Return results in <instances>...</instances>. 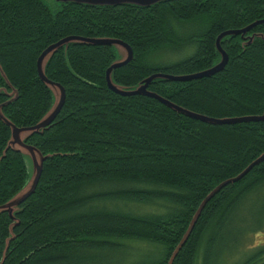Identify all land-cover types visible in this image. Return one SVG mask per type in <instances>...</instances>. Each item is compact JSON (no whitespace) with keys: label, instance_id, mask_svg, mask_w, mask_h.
<instances>
[{"label":"trees","instance_id":"16d2710c","mask_svg":"<svg viewBox=\"0 0 264 264\" xmlns=\"http://www.w3.org/2000/svg\"><path fill=\"white\" fill-rule=\"evenodd\" d=\"M263 19L264 0H0V206L27 179L22 154L8 146L10 125H36L52 103L37 71L50 45L71 36L126 43L132 58L111 71V81L130 91L154 74L212 68L222 59L218 35ZM219 45L227 55L221 70L185 81L153 78L146 92L156 97L107 86L112 46L57 47L44 75L64 89V102L24 140L41 153V172L13 217L0 212V264H215L259 231L264 157L233 179L264 155V120L214 124L167 104L210 119L264 115V23ZM189 49L169 63L147 59ZM252 208L257 226L235 228V216ZM132 245L150 251L131 259ZM248 252L235 264H264V245Z\"/></svg>","mask_w":264,"mask_h":264},{"label":"water","instance_id":"95a60500","mask_svg":"<svg viewBox=\"0 0 264 264\" xmlns=\"http://www.w3.org/2000/svg\"><path fill=\"white\" fill-rule=\"evenodd\" d=\"M56 1H58V2L84 3V4H89V5H117V4L128 3V4H136V5H139V6H149L151 4L157 3V2L162 1V0H56ZM260 23H264V19L256 21V22H254V23H252V24H250V25H248L245 28H242L240 30H236V31H232V32L231 31H227V32H224V33H221L220 35H218V37L216 38V47H217L218 51L221 53L222 59L217 65L213 66L212 68H209L207 70H204L202 72H198V73H195V74L183 75V76H166V75H162V74H154V75H151L150 77L146 78L144 80V84H142L140 86H137L136 88H134L133 90H130V91H122V90H120V88L118 86H115L112 83V81H111V71L113 69L117 68V67H120V66L126 64L132 58V50L126 43H124V42H122L120 40H116V39H106V38L89 39V38L71 36V37H66V38L62 39V40H60L59 42H57V43H55L53 45H50L38 57V59H37V71H38V74H39L40 78L43 80V82L47 85V87L49 89H50L49 84H54V85H56V86H58L60 88V101L57 103L56 107L51 112H49L50 109L46 112V113H49V116L47 117L45 122H41L40 123V120H41L40 119L36 125H34L32 127H27V128H16V127L10 125L9 122H7V124H9L10 128H11V135H10L11 139H12V135H14L15 132L18 131V130L27 129L29 131V133L26 134L24 139H23V144L26 145L29 150L38 152L39 155H40V160H39V162H36L35 178L33 179L31 187L25 193H23L21 196H19L17 199H14L15 195L19 193V192H17L9 201H7L4 205L0 206V212L1 211H6V212L9 213V215L11 217H13L14 213L18 209V205L23 200H25L34 191V188H35V186H36V184L38 182V178H39L40 172H41V166H42L43 157H42L41 153L36 148H34L33 146L25 144L24 140L31 133L37 132L39 129L44 128L46 125H48L55 118V116L59 112V110H60V108H61V106H62V104L64 102V96H65L64 89L59 84L48 81L46 79L45 75L43 76L41 71H40L41 60L44 57L47 58L45 63H44V67H45L46 62L48 61V59L50 58L51 54L53 53V51L56 50L57 47H59L62 44L76 43V42H78V43L79 42L80 43L83 42V43H94V44H106V45H110L112 47H113V44L120 43V44L126 46L128 48V50H129L128 58L125 61H122V62L114 61L110 65V67L106 70L105 79H106V82H107V86L110 89H112L113 91H115V92H117V93H119L121 95L147 94L149 96L156 97L155 95L146 92V87H147V84L149 83L150 80H152L153 78L161 77V78H165V79H169V80L185 81V80L197 79V78H201V77H204V76L212 75L216 71L221 70L224 67V65L226 64V62H227V55L220 49V45H219L220 38L225 36V35H227V34H241V33H244L247 30L251 29L252 27H254L255 25L260 24ZM44 67H43V71H44ZM163 102H166V101H163ZM167 104L170 107L176 109L177 111H180V112L186 114L187 116L194 117V118L200 119L202 121L210 122V123H214V124H232V123H237V122H242V121H249V120H264V115L263 116H257V117H242V118H232V119H210L208 117L201 116V115H198V114L183 110V109H181L179 107L174 106L173 104H170V103H167ZM11 139L8 140V146L11 147L14 150L19 151L21 153V151L19 149L14 148V147H12L9 144V141ZM263 157H264V155L260 156V158L255 160L252 164H250L237 178H235L233 180H236V179L240 178L244 173H246L251 168V166L256 164L258 161L262 160ZM22 188H21V190H22ZM216 190H214V191H216ZM214 191L211 192L210 195L204 200L203 204L214 193ZM12 206H15L16 209H15V211L10 212ZM201 207L199 208L198 212L196 213V216L198 215ZM191 226H192V223H191ZM190 229L191 228H189L188 231H190ZM187 234H188V232L184 236L183 240L186 238ZM183 240H182V242H183Z\"/></svg>","mask_w":264,"mask_h":264},{"label":"rangeland","instance_id":"374dc122","mask_svg":"<svg viewBox=\"0 0 264 264\" xmlns=\"http://www.w3.org/2000/svg\"><path fill=\"white\" fill-rule=\"evenodd\" d=\"M113 48L116 54L115 61L117 62H122L125 61L128 56H129V50L126 46L120 44V43H115L113 44ZM190 49L188 51H182L178 53H170L167 51L163 52H156L147 57V59L151 63H169L173 61L180 60L184 57L189 56ZM46 57H44L41 60L40 63V71L42 75L44 76V63L46 61ZM51 93H52V103L50 106V111L51 112L57 105V103L60 101V88L54 84H49ZM49 116V113H46L45 116H43L40 120L41 122H45L47 117ZM29 131L27 129H22L18 130L15 132L14 135H12V139L9 141V144L17 148L21 151V154L24 158L25 166H26V171H27V179L25 181L24 187L22 190L19 191L18 194L15 195L14 199H17L19 196H21L23 193H25L32 185L33 179L35 178V169H36V162H39L40 160V155L36 151H31L28 149L26 145L23 144V139L26 134H28ZM247 208H251V204L247 203L246 204ZM16 207L12 206L10 212L15 211ZM259 222L255 221V213H253V208L250 209L249 211H241L238 213L235 218L233 219V224L236 227L240 228H248L257 226ZM233 226V225H232ZM264 245V222L261 223V229L256 232L252 233H247L245 234L244 238H240V243L236 248L230 249L229 252L227 250L223 251L222 255L220 258L215 262V264H235L237 261L241 260L245 255H247L250 249H253L257 246ZM129 248V255L131 256V259L134 257H137V255L140 254V252L144 251L146 252L147 250L150 251V247L146 245H132ZM148 252V251H147ZM115 256H111L110 258H118V256H121L122 254H114Z\"/></svg>","mask_w":264,"mask_h":264}]
</instances>
